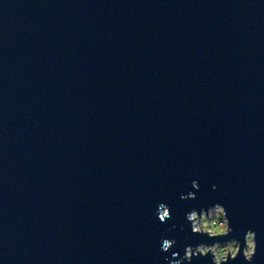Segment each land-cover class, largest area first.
Here are the masks:
<instances>
[{
  "label": "water",
  "instance_id": "95a60500",
  "mask_svg": "<svg viewBox=\"0 0 264 264\" xmlns=\"http://www.w3.org/2000/svg\"><path fill=\"white\" fill-rule=\"evenodd\" d=\"M215 202L264 264V0H0V264H176Z\"/></svg>",
  "mask_w": 264,
  "mask_h": 264
},
{
  "label": "clouds",
  "instance_id": "9594fccd",
  "mask_svg": "<svg viewBox=\"0 0 264 264\" xmlns=\"http://www.w3.org/2000/svg\"><path fill=\"white\" fill-rule=\"evenodd\" d=\"M194 189H199L197 181L192 182ZM213 188L216 186L213 185ZM195 193H181V199H194ZM158 215L162 222L171 217L170 208L166 203L158 205ZM186 221L190 224L193 234H205L213 240L212 243L204 241L196 244H187L184 248V256L176 264H183L186 260L192 261L194 257L208 256L211 254L212 264H229L230 260H236L242 253L243 260L246 264H253L257 251V234L251 227L244 231L243 238L231 235L235 229L232 227L227 215L226 208L220 203L215 202L207 207L199 209L192 208L185 214ZM176 228V225H172ZM183 229V225L181 226ZM217 237H227L220 240ZM176 244L175 238L164 239L162 248L164 251L169 250Z\"/></svg>",
  "mask_w": 264,
  "mask_h": 264
}]
</instances>
